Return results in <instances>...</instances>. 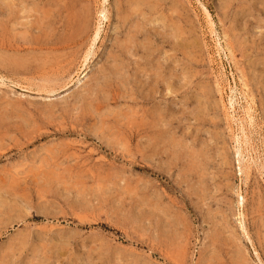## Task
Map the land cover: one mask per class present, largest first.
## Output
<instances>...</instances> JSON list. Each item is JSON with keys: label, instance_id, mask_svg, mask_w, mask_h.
Listing matches in <instances>:
<instances>
[{"label": "rangeland", "instance_id": "1", "mask_svg": "<svg viewBox=\"0 0 264 264\" xmlns=\"http://www.w3.org/2000/svg\"><path fill=\"white\" fill-rule=\"evenodd\" d=\"M0 264H264V0H0Z\"/></svg>", "mask_w": 264, "mask_h": 264}, {"label": "bare ground", "instance_id": "2", "mask_svg": "<svg viewBox=\"0 0 264 264\" xmlns=\"http://www.w3.org/2000/svg\"><path fill=\"white\" fill-rule=\"evenodd\" d=\"M10 53H11V51H10ZM160 135H161V134H160ZM160 135H159V134H158V135L156 134V136H159V137H160ZM161 137H162V136H161ZM157 139H158V138H156V140H157ZM162 139H163V138H162ZM162 139H161V140H162ZM158 140H159V139H158ZM158 140H157V141H158ZM161 140H160V141H161ZM157 141H156V143H157ZM156 143H155V144H156Z\"/></svg>", "mask_w": 264, "mask_h": 264}]
</instances>
